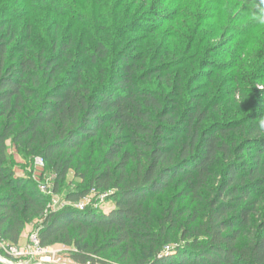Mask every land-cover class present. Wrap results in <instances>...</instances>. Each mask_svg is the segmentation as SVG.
Instances as JSON below:
<instances>
[{
    "label": "trees",
    "instance_id": "trees-1",
    "mask_svg": "<svg viewBox=\"0 0 264 264\" xmlns=\"http://www.w3.org/2000/svg\"><path fill=\"white\" fill-rule=\"evenodd\" d=\"M159 1L150 4L151 12L161 7ZM3 29L0 26V33ZM14 32L9 41L0 35L1 237L17 245L27 223L42 217L40 245H72L77 250L73 259L79 264H98L92 255L110 249H118L132 264H264V233H251L252 216L264 196L255 199L264 188V136L250 137L254 167L243 163V158L242 163H236L228 138L232 131L240 130L238 123L206 125L204 97L185 100L182 72L174 83L169 82L172 86L165 93L141 87L129 53L116 64L115 72L102 75L101 81L91 86L85 83L80 68L73 77L61 73V58L69 57V62L71 44L63 43L48 57L45 47L21 43ZM18 45L21 56L14 54ZM96 45L97 49L86 51L92 62L97 61V55L100 59L109 56L103 41ZM36 48L41 55H34ZM215 64L208 61L204 68ZM159 70L155 67L151 72ZM256 75L248 70L237 72L234 78L236 83L254 84ZM37 90H42L41 96H36ZM259 93L264 94V89ZM27 98L35 100L32 107ZM105 133L109 142L103 147L97 170L86 177L83 187L69 193L67 200L75 204L92 190L113 191L109 197L114 207L109 212L72 205L50 212L46 197L30 188L26 179L16 177L8 165L11 140L18 149L42 157L56 172L57 190L75 156ZM244 151L241 145L237 153ZM223 159L230 164L220 180L218 166ZM174 185L179 196L196 202L198 212L176 209L173 201L162 223L158 221L157 231L153 201ZM189 213L188 225L194 232L186 229L185 236L194 238L193 243L177 247L175 253L165 251L164 245ZM198 220H202L200 224ZM261 226L263 232L264 222ZM98 232L105 236L99 246L93 242Z\"/></svg>",
    "mask_w": 264,
    "mask_h": 264
},
{
    "label": "rangeland",
    "instance_id": "rangeland-1",
    "mask_svg": "<svg viewBox=\"0 0 264 264\" xmlns=\"http://www.w3.org/2000/svg\"><path fill=\"white\" fill-rule=\"evenodd\" d=\"M153 2L0 0V26L4 27L0 35L1 39L9 41L14 30L17 41H26L29 46L45 47L44 55L48 57L63 43L71 44L69 62H66L69 57L61 58V73L73 77L80 68L85 83L91 86L97 85L102 75L108 76L115 72L113 69L117 67L116 64L121 63L123 56L129 53L136 63L135 78L141 87L165 93L178 78L177 74L182 72L185 100L204 97L208 126L238 123L240 130L232 131L228 138L234 150V161L242 163L240 159L243 158V163L254 167V157L249 153L254 143L250 139L264 136V129L259 127V121L264 119V94L259 93L264 89V70L258 69L264 68V23L261 22L264 20V0H160L161 7L151 12L153 9L150 4ZM98 41L107 45L109 56L100 59L97 55V61L92 62L86 51L97 49ZM21 48L19 45L15 48V56H21ZM33 51L35 56L41 55L38 48ZM208 61L215 62V67L204 68ZM155 67L160 70L152 74ZM248 70L257 73L255 83H236L234 77L237 72L242 74ZM39 73L44 74L42 70ZM42 78L45 79V76ZM37 93L36 96H41L42 90H37ZM36 96L33 99L36 100ZM33 99H26L27 102L31 100L28 103L30 107L35 104ZM261 112L263 116L258 114ZM104 135L89 142L82 153L75 156L73 167L57 190L56 172L51 167L37 164L38 156L27 149H18L11 140L8 142V165L16 177L26 179L30 182V188L34 187L46 197L47 210L50 212L60 211L68 205L79 209L84 205L109 212L114 207L109 197L113 191L105 193L92 190L87 198L75 204L67 200L68 194L83 187L86 177L89 178L97 170L103 147L109 142L108 133ZM241 145L246 151L238 154ZM229 164L225 159L219 162L220 180ZM179 191L174 185L153 201L152 208L156 216L153 227L157 231L160 228L158 221L162 223V216L173 201L176 202V209L198 212L196 202L179 196ZM262 194L264 188L260 194H255V199ZM205 196L207 198L208 194ZM257 207L252 216L254 232L251 233L255 235L264 233L261 231L264 196ZM202 208H206L205 203ZM190 217L189 213L182 218L183 225H177L174 236L163 247L165 251L170 246L171 253H175L177 247H185L188 241L193 243L194 238L185 236L186 229H191L189 233L194 232V227L188 225ZM201 221L198 220L197 224ZM41 228L42 217L30 220L17 245L0 236V261L15 264H79L73 259L77 250L72 245L59 242L39 250L32 236ZM104 237L98 232L94 234L93 242L99 246ZM122 256L118 249L92 255L98 264H132Z\"/></svg>",
    "mask_w": 264,
    "mask_h": 264
},
{
    "label": "built area",
    "instance_id": "built-area-1",
    "mask_svg": "<svg viewBox=\"0 0 264 264\" xmlns=\"http://www.w3.org/2000/svg\"><path fill=\"white\" fill-rule=\"evenodd\" d=\"M36 161H37V164H39L40 166L44 167V165H45V161H44V159H43L42 157H36ZM86 198H87V197H86ZM84 208H86V206H84V205H81V206H80V209H84ZM32 238H33V240H34V243H35L36 247H37L39 250H44L45 247H42V246L40 245L39 238H38V233H37L36 235H33ZM170 248H171L170 246L166 247V249H167L168 251H170Z\"/></svg>",
    "mask_w": 264,
    "mask_h": 264
},
{
    "label": "clouds",
    "instance_id": "clouds-1",
    "mask_svg": "<svg viewBox=\"0 0 264 264\" xmlns=\"http://www.w3.org/2000/svg\"><path fill=\"white\" fill-rule=\"evenodd\" d=\"M261 22L264 23V20H262ZM259 127H260L261 129H264V119H261V120L259 121Z\"/></svg>",
    "mask_w": 264,
    "mask_h": 264
},
{
    "label": "water",
    "instance_id": "water-1",
    "mask_svg": "<svg viewBox=\"0 0 264 264\" xmlns=\"http://www.w3.org/2000/svg\"><path fill=\"white\" fill-rule=\"evenodd\" d=\"M7 263H9V262H7Z\"/></svg>",
    "mask_w": 264,
    "mask_h": 264
}]
</instances>
